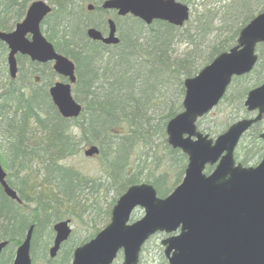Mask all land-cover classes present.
<instances>
[{
    "label": "trees",
    "instance_id": "obj_1",
    "mask_svg": "<svg viewBox=\"0 0 264 264\" xmlns=\"http://www.w3.org/2000/svg\"><path fill=\"white\" fill-rule=\"evenodd\" d=\"M31 1L0 0V30H11ZM81 1L82 7H78L82 10L72 12L71 2L64 6L66 0H48L52 10L42 24L55 50L75 64L77 79L72 94L82 105L80 116L63 118L53 105L48 88L58 76L49 63L29 62L39 72L24 77L18 74L15 80L7 76L8 84L0 85V141L7 152L0 161L11 170L6 180L21 200L17 203L10 199L0 187V241H7L0 264H9L13 247L20 243L30 224H34L32 246L46 225L64 217L60 215L63 205L85 211V207H79L84 196L81 184L93 187L94 180L62 164V160L77 154L80 144L99 147L105 190L112 187L121 195L129 185L146 182L158 196H166L187 161L180 150L167 144L165 135L166 122L182 110L184 80L235 45L241 27L256 14L252 3L257 13L264 10V0H232L220 7L221 12L203 2L182 30L160 20L146 26L127 15L116 22L119 42L105 45L85 33L87 26L106 31V21L99 18L106 12L100 6L101 0ZM91 1L93 8L88 11L85 4ZM177 1L189 5L193 0ZM218 14L223 25L218 30L230 32L223 37L215 32ZM90 16H98L100 22L93 23ZM54 24L59 27L55 28L56 35L50 29ZM174 39L188 42L189 47L178 55L168 53L166 48ZM4 51L0 42V53ZM256 54L253 69L232 78L222 102L230 100L241 109L248 90L264 82V43L256 46ZM120 62L129 73L122 66L112 69ZM262 127L261 121L253 124L239 141L234 158L242 165H248L264 150V141L259 138ZM34 172L39 173L34 178L36 183H29ZM11 177L18 181L13 182ZM105 215L110 216V210ZM7 254L9 260L3 262ZM31 259L35 260L32 252ZM57 259L44 260L45 264H56Z\"/></svg>",
    "mask_w": 264,
    "mask_h": 264
},
{
    "label": "water",
    "instance_id": "obj_2",
    "mask_svg": "<svg viewBox=\"0 0 264 264\" xmlns=\"http://www.w3.org/2000/svg\"><path fill=\"white\" fill-rule=\"evenodd\" d=\"M100 6L114 10L118 16L132 15L145 25L161 20L182 26L190 15L189 6L177 0H103ZM87 9L91 10L92 5ZM50 11L51 6L44 0H33L11 31L0 30V42L8 50L11 79L17 76V54L39 63L51 62L52 70L66 81L53 82L49 97L63 118L75 119L82 106L71 94V85L76 81L74 63L57 52L41 30ZM106 24L105 34L90 26L86 36L106 45L117 44L115 21L108 18ZM258 43H264V11L239 30L234 46L183 82L182 111L165 124L168 145L187 156L180 183L164 197L157 196L149 183L130 185L112 206L109 222L91 239L75 247L70 264H112L119 252L121 264H138L142 246L158 232L167 235L160 242L167 264H264V150L254 166H243L234 159L240 138L264 114V82L251 88L243 101L246 111L254 116L238 119L215 138L196 128V121L221 100L232 77L253 69ZM259 138L264 140V132ZM98 152V147L91 145L83 154L91 157ZM208 166L212 169L206 172ZM0 187L7 197L20 202L7 183L1 164ZM136 207L143 209V215L130 222ZM69 223L64 219L52 225L50 258L68 239ZM33 226H28L11 264H31ZM6 245L7 241H0V254Z\"/></svg>",
    "mask_w": 264,
    "mask_h": 264
},
{
    "label": "rangeland",
    "instance_id": "obj_3",
    "mask_svg": "<svg viewBox=\"0 0 264 264\" xmlns=\"http://www.w3.org/2000/svg\"><path fill=\"white\" fill-rule=\"evenodd\" d=\"M46 1L48 2V0ZM203 2L213 5L216 9L219 10V12H221L222 10H220V7L223 6V4L225 3L231 4L232 0H225V1L223 0H193L192 2H190L189 5L187 4L190 7L189 8L190 17L186 23L190 22V20H193L195 14L201 10ZM88 3L93 4L92 1L87 2L86 4ZM251 9L252 11H256L255 13H257V8H256L255 3H252ZM220 17L221 15L218 14L217 18L214 20V27L217 28L215 29L217 30L215 31L216 34H219L221 37H223L225 35L230 34V32L227 31L226 29L225 32L220 33V30L218 29L221 26L223 27ZM89 18L93 21V23L100 22V19L104 20L105 22L107 18H112L116 23L117 19H120L123 17L117 16L114 10H106L105 13L99 16L100 19L98 18V16H90ZM186 27L187 25H184L183 27H181V30ZM212 38L213 37L211 35L210 39ZM188 44H189L188 42H180L179 46L177 47V50L174 52V55L183 53L184 50L189 47ZM4 59H5L4 62H1L0 64V85H3L5 83L6 78L8 76L5 55H4ZM24 61L26 62V60ZM21 73L22 72L19 71L20 76L24 75ZM221 100L211 111H209V113L199 118L196 122L197 130L202 132L203 134H208L209 137L211 138H215V136L223 132L230 124L237 121L238 119L245 118L248 115V113L245 112V108L243 106V100H242V108H241L242 110L236 107L235 105H233L230 100H225L224 102H222ZM261 124L264 127V117L261 119ZM263 130L261 132H264ZM241 139L242 137L240 138V141ZM157 142L159 141L157 140ZM86 148H87L86 145L80 144L77 154L69 156L65 158L64 160H62V164L68 167H71L77 170L83 176L91 180H94L93 187L90 188L89 186H87L83 188L84 196H82L83 199L79 203L81 204L79 207H85V211L82 212L81 210V212H79L76 206L66 207L65 205H63L60 208L61 210L60 215L65 214L62 219L66 218L70 220V225L72 227L70 236L68 237L66 242H64L61 245L55 257L49 258L48 249L52 243L54 233H53V230L51 229L52 225L50 224L48 226L46 225L43 228V230L47 228L46 230L49 229V233H47V231L42 230V232L39 234V236L35 240L33 247L31 249L32 251H30L32 252V256L33 258H35V260L32 261L31 259V264H45L44 259L51 260V259H57V258L58 259H57L56 264H70L73 249L77 247L78 245H81L82 243L88 241L109 222L107 218L108 217L110 218V216L105 215L106 211L111 210L115 201L119 197V194H116L115 190L112 187H110L108 190H105L103 186L97 187V184L101 180L106 179L104 168L101 164L99 153L91 157L84 156L83 151ZM262 153L263 151L255 155L251 159L249 164L244 165V166L256 165L260 161ZM5 155L6 153H5L4 146H2V143L0 141V156L3 159ZM235 161L239 163L238 160L235 159ZM0 163L7 174L12 173L11 170L8 169L1 161ZM37 174L39 175V173H36V172L32 173V177L29 183H36V180H34V178L36 177ZM182 177H183V173L180 175V178L178 180L179 182L181 181ZM10 179L13 182L18 181L17 178L11 177ZM178 181L172 186L171 191L179 183ZM29 186H32V185H29ZM31 188H34V186H32ZM142 215H143V209L137 207L133 210L131 214V219L137 220ZM79 216L80 218H78ZM43 226H44V223L42 224V227ZM165 237L166 236L162 233H156L152 235L141 248L138 264H167V260L163 255V246L160 244L161 240ZM63 246L64 248L62 250ZM15 249L16 247L14 246L12 250V257L10 258L9 264H11L13 261ZM43 252H45L44 254L45 257L41 258L43 256ZM8 258H9V255L7 254L3 262L9 260ZM121 262H122V255H121V252H119L112 264H121Z\"/></svg>",
    "mask_w": 264,
    "mask_h": 264
},
{
    "label": "bare ground",
    "instance_id": "obj_4",
    "mask_svg": "<svg viewBox=\"0 0 264 264\" xmlns=\"http://www.w3.org/2000/svg\"><path fill=\"white\" fill-rule=\"evenodd\" d=\"M73 1H74V7H73ZM102 1L103 0H101L100 1V3H102ZM67 2L69 3V2H71V4H70V10L72 11V12H76L75 10H78V9H81L82 10V8H80V7H78V6H81L82 7V5H83V2L81 1V0H66V2H65V4H63L64 6H66V4H67ZM88 5H92V8H93V4H90V3H88V4H86V6H88ZM262 11H264V10H262ZM262 11H260V12H262ZM260 12H258V13H260ZM258 13H256L253 17H255ZM118 16V15H117ZM252 17V18H253ZM251 18V19H252ZM250 19V20H251ZM249 20V21H250ZM248 21V22H249ZM19 22V21H18ZM247 22V23H248ZM60 23V22H59ZM186 23V22H185ZM184 23V24H185ZM184 24L182 25V26H175V25H173V26H175V27H178V28H181V27H183L184 26ZM172 25V24H171ZM15 26V25H14ZM58 26H57V24H54V25H52V27H50V29H51V32L54 34V35H56V30H55V28H57ZM87 27H90V26H87ZM86 27V28H87ZM14 28V27H13ZM12 28V29H13ZM59 28V27H58ZM242 28V27H241ZM11 29V30H12ZM121 29H123V27H121ZM11 30H9V31H11ZM208 30H210V26L207 28V30L206 31H208ZM192 33V32H191ZM194 33V32H193ZM123 35L124 36H126L127 34H126V32H125V30L123 29ZM2 44H4V43H2ZM179 44H180V42H179V39H174L173 40V43H172V46H170L169 48H166V51L168 52V53H171V52H175L176 51V49H177V47L179 46ZM236 44V43H235ZM4 46H5V48H6V45L4 44ZM7 52H8V50H7V48H6V51H4V54H1L0 53V64H1V62H4V55H5V58L7 59ZM19 57H22V59H19L18 60V58ZM16 67H17V72H18V74H19V71H21L22 73L21 74H24V75H22L23 77L25 76V75H27V73H30V72H32V71H34V72H39V70L36 68V67H30L29 66V62H31V63H37V64H40L39 62H37V61H32L27 55H21V54H17L16 55ZM24 60H26V62L24 61ZM24 61V62H23ZM74 63V62H73ZM122 62H120L119 64H120V66H118V68L116 67H112V69L113 70H118L119 68H121V66H122V70L123 71H125V72H128L129 73V69L124 65V63H122ZM124 65V66H123ZM74 67H75V64H74ZM6 68H7V75H8V77H9V72H8V63H7V60H6ZM24 71V72H23ZM20 75V74H19ZM6 78V81H5V83L3 84V85H1V86H4V85H7L8 84V82H9V78ZM55 80H57V78L55 79ZM78 102V101H77ZM80 105H81V103L80 102H78ZM2 107H0V109H1ZM2 110H7V108L6 107H3V109ZM108 141H106V143H107ZM94 145V144H93ZM91 146V145H90ZM107 146V145H106ZM99 148V147H98ZM5 153L7 154V152H6V150H5ZM1 160H2V158H1ZM68 167V166H67ZM78 184H80V183H78ZM98 184H100V185H98ZM97 184V187H102L103 185H104V180H101L99 183ZM137 184V183H136ZM80 186V185H79ZM130 186V185H129ZM128 186V187H129ZM81 187H83V188H85V186H83V184H81ZM127 187V188H128ZM91 188V187H90ZM126 188V189H127ZM45 231H47V233H48V231H49V229L48 230H45ZM25 235V234H24ZM6 241V240H5ZM32 247H33V245L31 246V241H30V249H32ZM44 254H45V252H43V256L41 257V258H44L45 256H44Z\"/></svg>",
    "mask_w": 264,
    "mask_h": 264
}]
</instances>
